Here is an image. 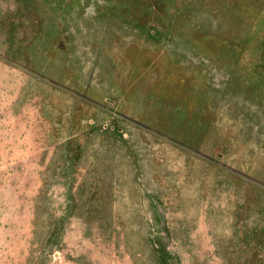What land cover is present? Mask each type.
<instances>
[{"label": "rangeland", "instance_id": "374dc122", "mask_svg": "<svg viewBox=\"0 0 264 264\" xmlns=\"http://www.w3.org/2000/svg\"><path fill=\"white\" fill-rule=\"evenodd\" d=\"M0 264H264V0H0Z\"/></svg>", "mask_w": 264, "mask_h": 264}]
</instances>
